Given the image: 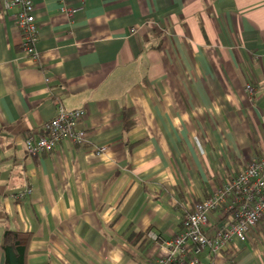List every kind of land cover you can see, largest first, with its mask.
Segmentation results:
<instances>
[{"label":"crops","instance_id":"1","mask_svg":"<svg viewBox=\"0 0 264 264\" xmlns=\"http://www.w3.org/2000/svg\"><path fill=\"white\" fill-rule=\"evenodd\" d=\"M31 1L37 61L0 9V262L10 230L31 236L27 264H154L193 205L264 157V0ZM60 107L84 112L88 143L31 157ZM231 254L201 258L264 264V218Z\"/></svg>","mask_w":264,"mask_h":264},{"label":"built area","instance_id":"2","mask_svg":"<svg viewBox=\"0 0 264 264\" xmlns=\"http://www.w3.org/2000/svg\"><path fill=\"white\" fill-rule=\"evenodd\" d=\"M0 9L19 10L17 25L21 30L24 52L33 60H38L36 45L38 26L33 14L31 0H0ZM61 12L72 17L77 10L63 6ZM247 91L252 92L250 86ZM83 111L67 112L59 108L57 117L45 123L42 128L26 137L25 149L31 157H40L54 152L57 146L70 143L84 147L88 143V134L79 128L84 119ZM104 150H98L103 152ZM27 189L18 195V199L31 195ZM220 212L219 225H215L214 234L209 236L210 215ZM264 218V157L252 161L238 176L230 179L213 195L193 205L186 215L182 230L178 236L167 243L168 255L154 264H205L202 255L225 254L231 262V246L234 241L247 243L249 233Z\"/></svg>","mask_w":264,"mask_h":264},{"label":"trees","instance_id":"3","mask_svg":"<svg viewBox=\"0 0 264 264\" xmlns=\"http://www.w3.org/2000/svg\"><path fill=\"white\" fill-rule=\"evenodd\" d=\"M135 118L134 110L124 109L123 123L126 131H130L134 127L136 122ZM30 241L31 236L29 234L7 230L1 245L5 264H27Z\"/></svg>","mask_w":264,"mask_h":264},{"label":"water","instance_id":"4","mask_svg":"<svg viewBox=\"0 0 264 264\" xmlns=\"http://www.w3.org/2000/svg\"><path fill=\"white\" fill-rule=\"evenodd\" d=\"M0 264H5V258H4L3 255H2V257H1V262H0Z\"/></svg>","mask_w":264,"mask_h":264}]
</instances>
